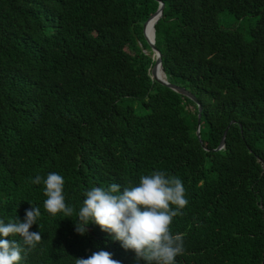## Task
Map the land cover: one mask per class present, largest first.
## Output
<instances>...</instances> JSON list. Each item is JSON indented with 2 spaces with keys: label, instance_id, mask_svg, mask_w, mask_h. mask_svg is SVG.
I'll return each mask as SVG.
<instances>
[{
  "label": "trees",
  "instance_id": "1",
  "mask_svg": "<svg viewBox=\"0 0 264 264\" xmlns=\"http://www.w3.org/2000/svg\"><path fill=\"white\" fill-rule=\"evenodd\" d=\"M161 1L155 45L167 81L201 105L199 138L198 104L150 74L143 23L159 0H0V219L38 208L30 231L43 238L20 264L100 250L146 264L95 223L80 235L75 220L85 191L153 171L186 190L170 226L183 237L176 264H264V0ZM51 172L71 218L50 215L43 182L32 183Z\"/></svg>",
  "mask_w": 264,
  "mask_h": 264
},
{
  "label": "clouds",
  "instance_id": "2",
  "mask_svg": "<svg viewBox=\"0 0 264 264\" xmlns=\"http://www.w3.org/2000/svg\"><path fill=\"white\" fill-rule=\"evenodd\" d=\"M44 184L45 210L52 216L62 213L72 217L74 208L65 202L64 178L55 172L46 178L36 176L34 184ZM85 199L76 212L75 231L88 232L90 223L112 235L121 246L135 252L136 259L146 264H176L183 252V237L173 234L171 224L183 215L187 206L186 190L180 178L165 171L142 175L135 186L121 188L112 183L107 188L92 187L84 192ZM40 216L38 208L26 210L21 221L18 217L5 223L0 219V264H20V261L42 241L41 232L30 228ZM20 236L23 244L7 237ZM23 253V255H22ZM109 251L93 252L87 258H76V264H121Z\"/></svg>",
  "mask_w": 264,
  "mask_h": 264
},
{
  "label": "water",
  "instance_id": "3",
  "mask_svg": "<svg viewBox=\"0 0 264 264\" xmlns=\"http://www.w3.org/2000/svg\"><path fill=\"white\" fill-rule=\"evenodd\" d=\"M163 8H164V3L161 0H159V4H158L157 9L143 23V35H144V38L146 39L147 43L149 44V46L151 48L152 57L154 59V65L152 66V68L150 70V74L154 80H156L162 84H165V85L169 86L170 88H172L173 90L191 98L193 101H195L198 104V120H197L198 127L196 130V133H197V136L199 138V131H200L199 126H200V121H201L200 120L201 105H200L199 101L197 100V98L194 96V94H192L190 91H188L187 89H185L182 86L172 84V83H169L167 81L164 69L162 67V60H161L162 55H161V52L159 51V49L155 45V23L162 16ZM148 23H151V28L149 30L147 28ZM226 132H227V128L225 129V131L223 133V136L221 138L220 144L217 147V149L224 147Z\"/></svg>",
  "mask_w": 264,
  "mask_h": 264
},
{
  "label": "rangeland",
  "instance_id": "4",
  "mask_svg": "<svg viewBox=\"0 0 264 264\" xmlns=\"http://www.w3.org/2000/svg\"><path fill=\"white\" fill-rule=\"evenodd\" d=\"M250 21H251V23H253L254 21H255V19H253V18H251V19H249ZM235 22H237L236 20H235V18L234 17H232V16H230V15H225V14H223L221 17H220V24L221 25H226V26H229V27H231V26H238L237 24H235ZM145 52H147V51H145Z\"/></svg>",
  "mask_w": 264,
  "mask_h": 264
},
{
  "label": "bare ground",
  "instance_id": "5",
  "mask_svg": "<svg viewBox=\"0 0 264 264\" xmlns=\"http://www.w3.org/2000/svg\"><path fill=\"white\" fill-rule=\"evenodd\" d=\"M148 30L151 28V23H148V26H147ZM160 70V69H159ZM161 71V70H160ZM159 73V72H158Z\"/></svg>",
  "mask_w": 264,
  "mask_h": 264
}]
</instances>
